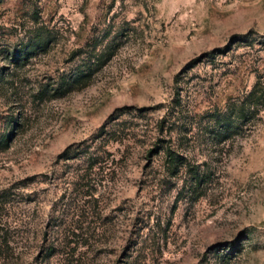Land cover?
Here are the masks:
<instances>
[{
  "label": "rangeland",
  "instance_id": "obj_1",
  "mask_svg": "<svg viewBox=\"0 0 264 264\" xmlns=\"http://www.w3.org/2000/svg\"><path fill=\"white\" fill-rule=\"evenodd\" d=\"M258 81L264 0H0V264H264Z\"/></svg>",
  "mask_w": 264,
  "mask_h": 264
},
{
  "label": "trees",
  "instance_id": "obj_2",
  "mask_svg": "<svg viewBox=\"0 0 264 264\" xmlns=\"http://www.w3.org/2000/svg\"><path fill=\"white\" fill-rule=\"evenodd\" d=\"M98 59H100L98 57ZM102 59H100L101 62ZM96 63H99V60L96 61ZM105 62H101V65L99 63V67L104 65ZM90 65L89 67H91ZM90 70V69H89ZM90 74H86L85 71L78 70L77 73H75L72 77H63L59 88H57L56 93H59L61 90H64V94L69 93V91L73 89H82L87 86V84L90 82ZM92 77V76H91ZM62 94V95H64ZM247 101L243 104L245 106L247 104L248 106V113L249 118L248 122L251 121L250 119L256 118L261 112L264 111V84L261 81H258L252 91L248 94L246 97ZM241 112H245V108H242ZM247 119V118H246ZM240 130L238 127L237 130ZM161 151L166 155V158L168 160V163L170 167H172V171L176 174L179 173V165L177 160L179 157L176 156L175 151L171 147L167 148H161Z\"/></svg>",
  "mask_w": 264,
  "mask_h": 264
}]
</instances>
